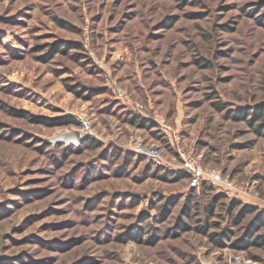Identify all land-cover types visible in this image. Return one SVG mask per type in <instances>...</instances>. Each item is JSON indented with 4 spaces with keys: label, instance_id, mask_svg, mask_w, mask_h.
I'll return each mask as SVG.
<instances>
[{
    "label": "rangeland",
    "instance_id": "obj_1",
    "mask_svg": "<svg viewBox=\"0 0 264 264\" xmlns=\"http://www.w3.org/2000/svg\"><path fill=\"white\" fill-rule=\"evenodd\" d=\"M217 99L264 102V0H0V264H264V244L230 247L254 215L233 225L228 212L231 200L264 211V133ZM128 111L154 127L127 122ZM63 116L76 124L40 121ZM139 141L165 168L133 151ZM178 150L219 171L232 195L165 174L185 173ZM187 196L192 217L181 216ZM197 222L232 235L216 246ZM140 227L142 242L126 239Z\"/></svg>",
    "mask_w": 264,
    "mask_h": 264
},
{
    "label": "trees",
    "instance_id": "obj_2",
    "mask_svg": "<svg viewBox=\"0 0 264 264\" xmlns=\"http://www.w3.org/2000/svg\"><path fill=\"white\" fill-rule=\"evenodd\" d=\"M71 46L67 45L66 48L68 47H76L79 48L80 45L76 44H70ZM51 51H56V52H63L65 49V47H63V45L61 44H50L49 45ZM46 59V58H45ZM75 93H78V95H80L81 98L83 99H89L94 93H98L100 91H91L89 93L88 90H85L87 93V95H84L83 90L82 91H76L73 90ZM216 96V93H215ZM213 106L215 107L216 110L218 111H226L227 113H229L230 115L228 117H232L233 119H237V120H244L246 123H249L251 125V127L259 134V135H263L264 133V102H259L253 106H243V107H238L235 109H229L227 108V105L225 102H221L219 99H217V101L213 102ZM126 119L127 122L133 124V125H139L140 127L144 128V129H150L152 127H154V123L153 121L150 119V117L146 116L145 114H142V112L140 113H135V112H130L128 111V113H126ZM42 121L43 124L45 125H55V126H66V125H72V124H76V120L73 119L70 116H63L60 118H53V119H43L40 120ZM161 130V129H160ZM161 132L163 133V131L161 130ZM163 135V134H162ZM81 140V142L83 144H89L92 145L93 144H97L94 140H89L87 138H79ZM166 141V140H165ZM167 143V141H166ZM168 146L170 147L171 144L170 142L167 143ZM67 150V149H66ZM116 149L114 148L113 150V156L117 155V152H115ZM106 154L102 155L103 157ZM141 156V155H140ZM150 159V158H148ZM153 162L152 159H150ZM155 165V164H154ZM156 166V165H155ZM164 165L161 166H157V171L162 167L165 168ZM165 174H168V176H171L173 180H180L183 178L188 177L189 179V174L188 173H184V172H176L175 170H168L166 171ZM211 184H208L207 182H201L199 186L193 188L190 187L192 189V192L194 191V189H208L211 190ZM223 193L221 192V194H216L215 196H213L210 199V203L208 204V206H206L204 209V212L206 211V214L208 216V220L211 216L214 215V205L216 203H218L219 201H221V199L223 198L222 195ZM188 197V196H187ZM161 199V198H160ZM179 198L175 197V196H170L165 198V202L163 205V211H159L161 214V216H165L166 214L169 213V211L172 209V207L176 206L178 203ZM193 201V198H186V200L184 201L182 208H181V216L182 217H192L194 215H192L191 212V206L190 203ZM230 205L229 207L236 208L238 206H241L240 210L234 215L232 213V209L229 212V216L231 217V223L233 225H239L240 221L249 214H253L255 221L253 222L252 227H254L255 229L257 227L261 228L264 227V211L259 210L258 213H255L257 211V208L255 206H252L250 204H241L239 205V200H231L230 201ZM222 207V204H221ZM1 215V213H0ZM146 215V214H145ZM198 223V227L197 229L199 230V232L207 235L209 238L212 239V242L216 245V246H221L223 244V240L224 239H228L231 237L232 235V231L228 228H223L220 229L219 228V224L218 222H214L213 224H209L208 222H197ZM175 227L176 228H180V229H184L185 228V223L181 220L178 219L176 220L175 223ZM218 228L219 232H210L211 228ZM187 228V227H186ZM186 228L184 230H186ZM255 229H250V227H248V229L245 232V237L243 238H239L236 242H232L230 243V247L233 249H246V248H250L252 246H261L264 244V235H257V234H252L254 232ZM148 233V232H147ZM146 232H144L142 230V228H138L135 232L128 233V237L126 236V239H131L134 241H143V236L145 237L147 235ZM252 234V235H251ZM247 236H249L250 239L247 240ZM158 235L156 233H154L153 235L149 236V240L148 243H154L156 241V239H158ZM123 238L120 237V240H122Z\"/></svg>",
    "mask_w": 264,
    "mask_h": 264
},
{
    "label": "built area",
    "instance_id": "obj_3",
    "mask_svg": "<svg viewBox=\"0 0 264 264\" xmlns=\"http://www.w3.org/2000/svg\"><path fill=\"white\" fill-rule=\"evenodd\" d=\"M120 95L122 96L123 94L121 93ZM132 108L137 111H141L143 109V106L136 104ZM82 124L87 126V123H85V121H83ZM74 144H77L76 141H74ZM132 149L135 153L140 155H145L148 158L152 159L156 166H161L166 163V160L158 154V150L155 146L153 147L143 146L142 142L139 141L135 145H133ZM178 155L181 159V169L189 174L190 187L195 188L199 186L201 182L204 181L207 183H212V184L214 183L218 188L223 189L226 194L232 195L231 183L227 182V180H222L219 171L217 170L204 171V169L193 158L189 156L187 158L182 150H178ZM232 264H251V263L249 261L235 259Z\"/></svg>",
    "mask_w": 264,
    "mask_h": 264
}]
</instances>
